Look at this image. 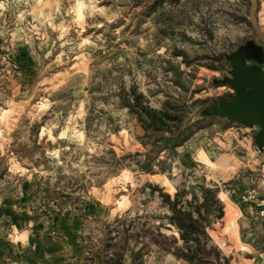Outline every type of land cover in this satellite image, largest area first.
<instances>
[{
  "label": "rangeland",
  "instance_id": "rangeland-1",
  "mask_svg": "<svg viewBox=\"0 0 264 264\" xmlns=\"http://www.w3.org/2000/svg\"><path fill=\"white\" fill-rule=\"evenodd\" d=\"M150 5L0 0V205L21 200L22 182L30 179L25 198L35 208L40 197L64 213L67 225L79 219L74 227L87 254L74 264H99L106 236L117 237L126 225L132 224L131 233L160 226L165 236H178L161 193L173 198L185 191V201L191 186L204 183L217 189L219 200L206 229L216 248L207 246L208 257L246 264L248 253L234 243L236 214L230 213L232 228L224 208L228 199L238 204L230 195L235 155L241 160L240 140L252 129L199 112L233 93L228 83H216L228 75L226 55L247 39L264 44V0ZM131 87L155 109L164 101L184 103L185 125L198 122L190 138L172 151L162 143L152 149L154 134L121 102L119 93ZM220 155L227 159L218 164ZM147 164L155 173L141 170ZM3 221L0 261L7 257L9 264L19 255L8 240L17 239L8 235L17 228L6 215ZM7 244L14 250L4 254ZM130 246L138 247L131 240ZM168 258L154 245L143 256L144 264ZM124 259L130 264L129 253Z\"/></svg>",
  "mask_w": 264,
  "mask_h": 264
},
{
  "label": "crops",
  "instance_id": "crops-1",
  "mask_svg": "<svg viewBox=\"0 0 264 264\" xmlns=\"http://www.w3.org/2000/svg\"><path fill=\"white\" fill-rule=\"evenodd\" d=\"M254 132V129H252L249 134H246L240 140L244 150V155L240 156L241 160H238L237 155H235L236 162L239 161V163L235 165L236 183L230 195L235 199L237 198L238 204H233L228 199L224 209L227 208L226 220L228 224L232 228L235 227V222L237 224L238 230L234 235V243L241 246L238 251H246L248 253L249 257H242V259L247 261L246 264H264V220L257 215L256 208L252 202L240 200V195L249 189H254L258 196H264V148L259 149L254 143ZM248 138L252 144H246L248 143ZM225 159H227L226 156L220 155L217 163H223ZM243 159L246 161H242ZM22 183L24 195L21 193V200L16 198L12 204H8L7 201L5 204L0 205V223H2L4 215H6L10 218L12 227L17 228L10 234L7 233L9 236L13 235V237L17 238L16 240H8L14 248L16 247L15 251L19 254L13 257L12 253H10L12 257L9 264H74L78 260L83 259L87 253L83 250L81 244L80 229L74 227L76 223H79V219L73 216L69 219L73 220V225H67L68 219L66 220L64 213L59 211V208L51 207V201L48 199L45 202L46 204H42L43 201L39 203L40 197H38L36 204L40 207L37 206L35 208L33 202L28 199L29 197L25 198L31 192L28 185L32 181L25 179ZM33 187L34 185H31V188ZM231 212L236 214L235 222L234 217L230 214ZM15 217L16 219L13 221ZM7 221L6 219L3 223ZM240 233L243 236V240ZM255 238L259 241L256 244L254 242ZM8 244L5 250H2L4 254L14 250ZM23 247L26 250L25 257L20 255ZM167 256L169 257L167 262L145 261V264L179 263V260L172 254H167ZM2 258H4L3 255ZM5 259L9 260V258L5 257L2 261H5ZM5 262L6 264L8 263V261Z\"/></svg>",
  "mask_w": 264,
  "mask_h": 264
},
{
  "label": "trees",
  "instance_id": "trees-1",
  "mask_svg": "<svg viewBox=\"0 0 264 264\" xmlns=\"http://www.w3.org/2000/svg\"><path fill=\"white\" fill-rule=\"evenodd\" d=\"M165 2L177 5L180 0H151L150 6L156 8ZM119 94L122 104L137 118L145 132L154 134L152 149L158 147L157 143H162V146L172 151L190 138L193 127L198 124L185 125L183 118L187 106L184 103L164 101L162 108L155 109L144 103V96L134 87L129 92L122 89ZM141 170L155 173L150 164L141 166ZM183 193L185 191H177L173 198L161 193L168 209L165 215L167 223L177 230L178 236H165L160 226L156 229L142 227L131 233L132 224L126 225L117 232V237L106 236L98 258L99 264H126V253H129L130 264H144L143 256L151 245L155 246L158 253L172 254L184 264H216L207 255V246L214 251L216 248L209 245L211 239L206 229L210 226V214L219 207L217 189L204 183L191 186V198L185 201L181 199ZM130 240L138 247L130 246ZM0 264L6 262L0 261Z\"/></svg>",
  "mask_w": 264,
  "mask_h": 264
},
{
  "label": "water",
  "instance_id": "water-1",
  "mask_svg": "<svg viewBox=\"0 0 264 264\" xmlns=\"http://www.w3.org/2000/svg\"><path fill=\"white\" fill-rule=\"evenodd\" d=\"M228 75L216 83H228L233 93L217 102H209L200 110L202 117L225 118L241 126L255 129L253 140L264 148V44L247 39L226 55Z\"/></svg>",
  "mask_w": 264,
  "mask_h": 264
},
{
  "label": "built area",
  "instance_id": "built-area-1",
  "mask_svg": "<svg viewBox=\"0 0 264 264\" xmlns=\"http://www.w3.org/2000/svg\"><path fill=\"white\" fill-rule=\"evenodd\" d=\"M243 202H252L256 208L257 215L264 220V196H258L254 189H249L240 195Z\"/></svg>",
  "mask_w": 264,
  "mask_h": 264
},
{
  "label": "flooded vegetation",
  "instance_id": "flooded-vegetation-1",
  "mask_svg": "<svg viewBox=\"0 0 264 264\" xmlns=\"http://www.w3.org/2000/svg\"><path fill=\"white\" fill-rule=\"evenodd\" d=\"M238 46H239V45H238ZM238 46H237V47H238ZM229 67H230V66H229ZM232 91H233V89H232ZM229 93H230V92H228L227 95H228ZM226 97H227V96H226ZM218 101H219V100H218Z\"/></svg>",
  "mask_w": 264,
  "mask_h": 264
}]
</instances>
